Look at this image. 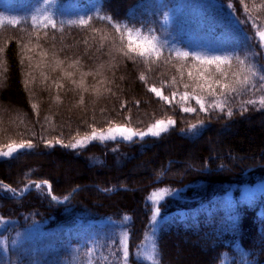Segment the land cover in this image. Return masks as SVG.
Masks as SVG:
<instances>
[{"label":"trees","instance_id":"trees-1","mask_svg":"<svg viewBox=\"0 0 264 264\" xmlns=\"http://www.w3.org/2000/svg\"><path fill=\"white\" fill-rule=\"evenodd\" d=\"M258 30L264 0H0V151L26 146L0 156V264H187L183 247L190 264H264V190L241 189L264 180Z\"/></svg>","mask_w":264,"mask_h":264},{"label":"rangeland","instance_id":"rangeland-1","mask_svg":"<svg viewBox=\"0 0 264 264\" xmlns=\"http://www.w3.org/2000/svg\"><path fill=\"white\" fill-rule=\"evenodd\" d=\"M171 18V14L168 12L167 15L164 18L165 22H169ZM256 35L259 39V43L260 45L263 47V52H264V30H258L256 32ZM163 121V125L158 126V127H153V125H156L157 122H155L153 125L149 126L148 128H146L145 130L140 131H136L134 129H131L127 126L124 125H114L111 126L105 130L99 131V132H94L92 134H90L89 136L82 138L81 140L76 142V145L78 146H83L91 141L94 140H99V141H103V140H107V139H127L130 140L128 137L131 136V139L134 137H145L148 135H154L153 133H161L163 130H165L166 128H168L170 126L171 122H168L167 120H160ZM117 127H121V128H126L129 131L125 132L124 134H121L120 132H117L116 129ZM95 134V135H93ZM22 146V147H21ZM24 148H26L25 145L23 144H15V145H11L7 148H5L4 150L0 151V156H8V155H13L14 153L23 150ZM5 153H7V155H5ZM42 182H37L36 183V187L40 186ZM43 184V183H42ZM44 184H46V182H44ZM28 187L30 186H23L22 191L18 192L17 195H20L24 190H26ZM47 188H45V191L48 192L50 194V196H52L53 198L55 196H53L49 190V184L47 182V186H45ZM242 192L245 195H251L253 193H257L260 191L264 190V180L258 181L252 185H243L241 186ZM4 191H11V193L13 192L11 188H9L8 186H4L3 187ZM167 192L165 190H159L157 192H155L153 194V198L158 201L160 198H162L164 196V194H166ZM62 200V199H61ZM158 220V215H156L152 220V226L150 227V230L146 233V235L143 238L142 243L139 246L137 255L140 259L146 261L147 263H156V248H155V234H154V230L156 227V222ZM25 234V231H21L19 233V235H17L16 237H20L22 235ZM124 250H125V257L127 258V249H126V244L124 243ZM190 256H193L192 253L190 251L187 250V248L183 247V251H177L176 257L177 259L180 258V260H183L184 262H187V264L189 263V259Z\"/></svg>","mask_w":264,"mask_h":264},{"label":"snow or ice","instance_id":"snow-or-ice-1","mask_svg":"<svg viewBox=\"0 0 264 264\" xmlns=\"http://www.w3.org/2000/svg\"><path fill=\"white\" fill-rule=\"evenodd\" d=\"M132 44H136L137 48L143 49L140 52V55H145L146 53H150V52L154 51V49L149 45V42L147 40H145L143 43H141L139 39L133 40L131 38V34H129V46L131 47ZM183 55L185 57H187V56L190 55V53L189 52H184ZM195 59H197L199 61L202 58L199 55H196L195 56ZM203 59L205 60L206 63L215 62V63L219 64L221 61L225 60V57H222V56H213L211 58V61H209L207 58H203ZM222 75H223V73H222ZM202 79H203V77H202ZM205 83L208 85L210 91L212 90V84L213 83H215V84H217V86H220V87H223V88H228L229 87L227 84L219 85L218 82H211V83H209V82L205 81ZM151 91L153 93H155L157 96L160 95V93L158 92V90L156 88H152ZM232 91L235 92L236 89L233 88ZM187 97H188V94L185 93L184 94V98H187ZM165 99H167V98L165 97ZM196 100H197V103H200L201 104V107L203 108V101H201L199 97H196ZM262 102H264V100H262ZM249 103H253V101H249ZM184 111L185 112H191V111H195V109L185 108ZM228 114L231 115V112H229ZM163 123H164L163 121H158L156 125H153V127L161 126V125H163ZM116 131L117 132H120L121 134H124L125 132H128L129 130L126 129V128L117 127ZM153 134L154 135H158V133H153ZM93 135H95V134H93ZM128 138L131 139V136H129ZM5 155H7V153H5Z\"/></svg>","mask_w":264,"mask_h":264},{"label":"bare ground","instance_id":"bare-ground-1","mask_svg":"<svg viewBox=\"0 0 264 264\" xmlns=\"http://www.w3.org/2000/svg\"><path fill=\"white\" fill-rule=\"evenodd\" d=\"M49 186L51 187L50 183H48ZM70 196H66V197H63V198H59V197H54L53 200L56 204H59V205H62L63 203H65L68 199H69ZM62 199V200H61Z\"/></svg>","mask_w":264,"mask_h":264},{"label":"water","instance_id":"water-1","mask_svg":"<svg viewBox=\"0 0 264 264\" xmlns=\"http://www.w3.org/2000/svg\"><path fill=\"white\" fill-rule=\"evenodd\" d=\"M49 188H50V187H49ZM29 189H30V188H28V189H27L25 192H23L22 194H25ZM72 192H73V191H72ZM72 192H71V193H72Z\"/></svg>","mask_w":264,"mask_h":264}]
</instances>
